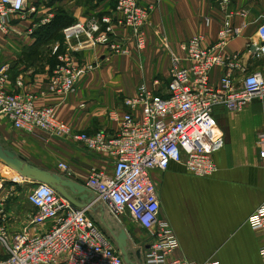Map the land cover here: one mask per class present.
Listing matches in <instances>:
<instances>
[{"label":"built area","instance_id":"1","mask_svg":"<svg viewBox=\"0 0 264 264\" xmlns=\"http://www.w3.org/2000/svg\"><path fill=\"white\" fill-rule=\"evenodd\" d=\"M157 2L143 7L141 0H116L110 12L65 27L62 38L66 50L57 56L46 93L64 96L73 91L84 73L74 54L105 47L111 55L128 56L130 44L143 51L144 28ZM232 2H217L223 18L212 47H204L202 36H194L178 46L182 57L170 52L166 96L159 94V89L140 84L135 94L124 100L125 111L108 113V120L117 124L112 136L74 131L55 117L52 107H37L36 96L21 93L20 79L17 91L7 92L8 68L0 69V114L8 118L14 130L26 134L41 132L79 143L90 152L106 154L114 160L111 176L92 171L84 182L94 198L86 208H74L47 185L28 181L27 202L36 212L21 231L8 230L6 202L0 200V264H125L112 239L97 229L89 216L98 203L106 207L117 225L122 224L120 215L128 216L144 233L139 244L127 234L126 249L135 262V252L144 250L140 264H197L173 257L178 242L168 223L159 218L160 206L150 173L181 163L193 176H212L216 172L213 155L224 146L214 109L222 106L241 111L253 100H264V76L259 72L246 73L241 64L242 56L250 60L264 58V39L261 43H247L242 56L221 54L245 27L232 24L234 18L247 15L230 11ZM35 11L27 0H0V36L32 37L34 27L22 29L17 25ZM48 21L44 19L41 24ZM52 51H58V44ZM215 67L222 69V75L214 86L210 73ZM153 85L159 87V82L155 80ZM256 147L258 159L264 163V133L258 135ZM58 167L68 172L65 164ZM3 183L0 174V189ZM41 224L46 225L43 230L29 233L30 228ZM247 224L252 231L262 233L259 255L264 258V202L249 216Z\"/></svg>","mask_w":264,"mask_h":264},{"label":"crops","instance_id":"2","mask_svg":"<svg viewBox=\"0 0 264 264\" xmlns=\"http://www.w3.org/2000/svg\"><path fill=\"white\" fill-rule=\"evenodd\" d=\"M217 2L158 0L150 10L144 28L146 47L143 51H137L130 44L128 56L111 55L105 47L74 54L84 73L72 92L59 96L46 93L52 56L55 55L52 50L57 42L43 46L37 36L52 32L54 28L61 31L67 25L85 22L93 15L108 13L114 2L27 0L28 6H34L36 11L19 22L17 27H34L35 35L6 39L0 36V69L8 68L6 91L15 93L17 80L20 79L23 83L19 89L21 93L36 96L37 107H52L55 117L74 131L89 134L104 132L112 136L117 124L108 120V113L125 111L123 102L135 94L138 85L159 89V94L166 96L167 87L162 86V80H166L168 85L170 52L182 57L178 46L194 36H202V45L206 48L217 42L223 18L217 9ZM153 4L154 0H141L143 7ZM229 10L247 14L232 20L234 26L244 24L245 27L240 37L232 40L221 54L242 56L247 43H261L264 39V0H233ZM44 19L49 21L41 24ZM206 19H209L208 23H205ZM10 21L16 23L15 19ZM38 49L40 56L36 58L23 56L29 50ZM65 50L63 46L59 55ZM241 64L246 73L259 72L264 76V58L250 60L242 56ZM221 75L220 67L211 71L210 81L214 86ZM155 80L159 82V87L153 85ZM213 117L224 136V146L213 155L216 172L212 176H193L181 163H171L164 171L150 173L158 196L159 218L168 223L176 236L178 248L174 258L197 264L208 261L218 264H264V258L259 255L262 233L252 231L247 224L249 216L264 202V163L258 159L256 147L258 135L264 133V100H253L241 111L216 107ZM0 147L12 151L31 166L82 184L92 171L109 177L114 167L110 156L90 152L79 143L41 132L26 134L16 131L3 114H0ZM61 163L68 167V172L58 167ZM0 174L8 176V179L3 178L5 182L18 181V175L1 163ZM27 188L30 190L29 185ZM7 196L6 188H1L0 200L5 201ZM71 196L74 199L78 197ZM6 208L11 214L8 204ZM93 214L98 215L99 222L102 218V224H106V215L112 219L106 207L99 203L93 205L89 216ZM126 217L132 226H116H121L136 240L140 229ZM20 228V225H12L8 221L10 232L21 231ZM34 231L37 228L30 232Z\"/></svg>","mask_w":264,"mask_h":264},{"label":"water","instance_id":"3","mask_svg":"<svg viewBox=\"0 0 264 264\" xmlns=\"http://www.w3.org/2000/svg\"><path fill=\"white\" fill-rule=\"evenodd\" d=\"M0 163L15 172L21 179L28 180L34 184H45L53 189L60 197L67 201L74 208H86L92 204L94 198L82 183L62 178V176L41 170L27 164L21 157L16 156L12 151L0 147ZM70 193V194H69ZM71 195L78 196L74 199ZM102 222V218H101ZM111 239L120 252L125 264H140L141 252H135V260L128 253V236L124 229L115 234L114 229H109ZM147 249V247H146Z\"/></svg>","mask_w":264,"mask_h":264},{"label":"rangeland","instance_id":"4","mask_svg":"<svg viewBox=\"0 0 264 264\" xmlns=\"http://www.w3.org/2000/svg\"><path fill=\"white\" fill-rule=\"evenodd\" d=\"M114 1L116 0H113V2ZM162 86L167 87L166 80H162ZM2 177L8 179L7 175L2 174ZM16 177L19 180L18 182H11V181L5 182L4 180L5 185H3L1 188H6L8 196L5 199V202L6 205L8 204V208L12 210L11 214L8 213V217H10L9 224L16 226L20 225L21 226L20 229L23 230L24 225H27L25 224L26 219H28L30 216H33L36 210L27 203V194L29 193V190L27 188V185H29L28 180L21 179L19 176ZM90 218L94 222L96 228L99 229L103 234H105L107 238H111L109 229H114L115 234H118L119 230L122 229L121 226L119 227L116 226L117 224L114 222L113 218L108 219V215H106L107 218L106 224H102L101 222H99L97 214L90 215ZM120 220L122 221V224L132 226L126 216L120 215ZM44 227H46V225L41 224L40 226L37 227V230H43ZM30 229L32 230V228ZM30 229H29V233L33 234V232H30L31 231ZM143 234L144 233L140 231L139 238H137L136 240L134 239L137 242V244H139V241H141L140 239L144 238L141 237L143 236ZM141 253L143 257L145 251L142 250Z\"/></svg>","mask_w":264,"mask_h":264},{"label":"trees","instance_id":"5","mask_svg":"<svg viewBox=\"0 0 264 264\" xmlns=\"http://www.w3.org/2000/svg\"><path fill=\"white\" fill-rule=\"evenodd\" d=\"M115 3V1H114ZM113 8V7H112ZM102 15V14H101ZM60 23V22H58ZM72 24V23H71ZM69 24V25H71ZM67 25V26H69ZM66 26V27H67ZM65 28V27H64ZM62 28L61 31L59 29H56L54 28L52 32H49V33H44L42 35H38L37 36V40L39 41V44L40 45H46V44H50L54 41L57 42L58 44V51L55 53L53 57V61L51 63V71L52 69L55 67L56 63H57V60H56V57L59 55L60 52H62L63 50V38H62V30L64 29ZM36 31L34 32L33 35H35ZM39 47V46H38ZM37 47V48H38ZM23 56H26L28 57L29 59H32V58H36V56H40V52H39V49L38 50H29L27 53H24ZM32 57V58H31Z\"/></svg>","mask_w":264,"mask_h":264}]
</instances>
